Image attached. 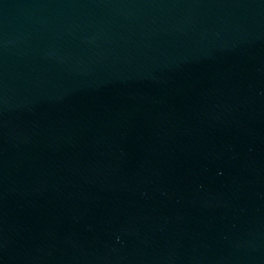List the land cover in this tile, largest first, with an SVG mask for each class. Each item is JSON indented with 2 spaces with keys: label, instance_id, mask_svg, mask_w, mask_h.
Listing matches in <instances>:
<instances>
[{
  "label": "water",
  "instance_id": "water-1",
  "mask_svg": "<svg viewBox=\"0 0 264 264\" xmlns=\"http://www.w3.org/2000/svg\"><path fill=\"white\" fill-rule=\"evenodd\" d=\"M0 264H264V0H0Z\"/></svg>",
  "mask_w": 264,
  "mask_h": 264
}]
</instances>
